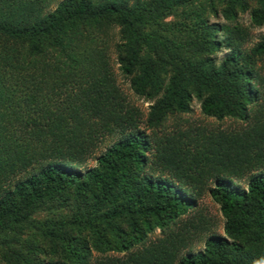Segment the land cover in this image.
<instances>
[{
	"label": "trees",
	"instance_id": "1",
	"mask_svg": "<svg viewBox=\"0 0 264 264\" xmlns=\"http://www.w3.org/2000/svg\"><path fill=\"white\" fill-rule=\"evenodd\" d=\"M260 27L264 0H0V264H264Z\"/></svg>",
	"mask_w": 264,
	"mask_h": 264
},
{
	"label": "rangeland",
	"instance_id": "2",
	"mask_svg": "<svg viewBox=\"0 0 264 264\" xmlns=\"http://www.w3.org/2000/svg\"><path fill=\"white\" fill-rule=\"evenodd\" d=\"M59 1V0H57ZM218 21L222 22L221 19H219ZM239 21L243 24V25H247L248 20H247V16L246 15H242L239 17ZM264 32V27H260V28H253L251 30V39H250V44L256 42L257 37L259 34ZM111 64H112V68H113V72L115 74V79H116V83L118 85V87L121 89V91L126 95V97L128 98V100L133 103L136 107H138L140 109V111L145 114L147 111V106L149 105V103L143 102L142 100L138 99L137 97H135L131 91L129 90V86H128V81L125 80L118 72L117 70V65L114 63V58H111ZM182 118L190 121V122H195V123H200V124H208V125H213V126H221V127H227V126H231L232 124H234V122L230 119H224L222 121H215L212 118H205L204 116H202L199 112V106L197 104V102L192 101L191 103V107H190V112L187 114H183L181 116ZM170 120H168L166 122L167 126H171L170 124ZM111 142V139H107L106 141H104L101 145H99V147L94 151L93 156H97L99 153H101L104 148L106 146H108ZM94 165V160L92 158L88 159L86 162V167L90 168ZM242 183H240L241 185ZM242 186V185H241ZM199 207L202 208L203 213H205V216L208 218V220L211 222L212 226H211V231L213 234L216 235H222V231H221V226H222V218L220 217L218 211H217V206L211 202V200L207 197L204 196L201 198V200L199 201ZM185 217V216H183ZM158 236V231H155L154 233H152L151 235L148 236V240H152L154 238H156ZM200 244H196L193 246V249L196 251L198 249H200Z\"/></svg>",
	"mask_w": 264,
	"mask_h": 264
}]
</instances>
